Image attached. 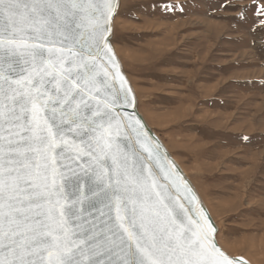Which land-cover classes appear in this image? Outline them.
<instances>
[{
	"label": "snow or ice",
	"instance_id": "obj_1",
	"mask_svg": "<svg viewBox=\"0 0 264 264\" xmlns=\"http://www.w3.org/2000/svg\"><path fill=\"white\" fill-rule=\"evenodd\" d=\"M117 6L0 0V264H247L123 111Z\"/></svg>",
	"mask_w": 264,
	"mask_h": 264
},
{
	"label": "rangeland",
	"instance_id": "obj_2",
	"mask_svg": "<svg viewBox=\"0 0 264 264\" xmlns=\"http://www.w3.org/2000/svg\"><path fill=\"white\" fill-rule=\"evenodd\" d=\"M252 5L245 12L242 6ZM256 0H120L110 42L137 109L230 256L264 264V16Z\"/></svg>",
	"mask_w": 264,
	"mask_h": 264
},
{
	"label": "water",
	"instance_id": "obj_3",
	"mask_svg": "<svg viewBox=\"0 0 264 264\" xmlns=\"http://www.w3.org/2000/svg\"><path fill=\"white\" fill-rule=\"evenodd\" d=\"M116 4L118 5L117 8H116V12L114 14V16L116 15L117 13V10H118V7H119V4H120V0H115ZM114 16H113V19H114ZM113 19H112V31H113ZM112 37V35H111ZM110 37V39H111ZM110 45H111V48L113 50V53L115 55V58H116V61L118 62L119 64V67H120V72L121 74L123 75L124 79L126 80L127 82V86L131 89V93H132V96L134 97V100H135V107H128L126 109H123V111H127V112H130V113H133L134 116L136 118H138L141 123L143 124L144 126V131L147 133L148 137L151 138L152 141H155L159 144V152H160V156H161V162L165 165V167L167 168L169 165H171V171H174L175 175L179 178H181V181L184 185L187 186V188L190 190L191 192V196H194L196 199H195V204H192V203H189V200L191 199V196L188 198V200H184L183 199V196L181 197V199L183 200V202L185 203V206L188 207L190 209V211H192L193 213L195 212V210L197 208H199L200 210H202L207 217L210 218V221L211 223L214 225L215 229H216V232H217V225L215 224L212 216L210 215L207 207L205 206L202 198L200 197L198 191L196 190V188L194 187V185L192 184L191 180L186 176V174L183 172V170L180 168V166L178 165V163L173 159V157L171 156V154L169 153V151L167 150V148L165 147L164 143L160 140V138L155 134V132L149 127V125L147 124V122L145 121V119L143 118V116L139 113L138 109H137V97L135 95V92L132 88V85L128 79V77L126 76L124 70H123V67H122V64L119 60V58L117 57L113 47H112V44L110 42ZM117 87H119V84L117 83ZM139 147V146H137ZM158 171V170H157ZM180 182V181H178ZM215 232V234H216ZM216 239V238H215ZM217 242V241H216ZM218 244V243H217ZM219 246V245H218ZM220 247V246H219ZM221 248V247H220ZM230 256V255H229ZM230 257H235V258H239L243 261H247V264H251L248 260H246L245 258L241 257V256H230Z\"/></svg>",
	"mask_w": 264,
	"mask_h": 264
},
{
	"label": "bare ground",
	"instance_id": "obj_4",
	"mask_svg": "<svg viewBox=\"0 0 264 264\" xmlns=\"http://www.w3.org/2000/svg\"><path fill=\"white\" fill-rule=\"evenodd\" d=\"M127 76V75H126Z\"/></svg>",
	"mask_w": 264,
	"mask_h": 264
}]
</instances>
